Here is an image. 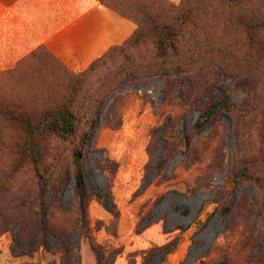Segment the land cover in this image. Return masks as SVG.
<instances>
[{
    "label": "rangeland",
    "instance_id": "rangeland-1",
    "mask_svg": "<svg viewBox=\"0 0 264 264\" xmlns=\"http://www.w3.org/2000/svg\"><path fill=\"white\" fill-rule=\"evenodd\" d=\"M121 1L130 6L147 7L152 2H155V6L162 4L161 0ZM168 1L179 4L183 0ZM199 2L201 17L207 10V18L203 22L209 28V33L201 31L197 34V48L195 53L191 52L194 54V67L184 72L182 77L185 84L187 82L195 88L215 78V82L222 84L230 94L235 109L231 113H224L220 119L200 131H195L193 125L199 113L188 108L184 102L161 104L165 81L158 76L137 79L108 101L100 118V126L92 139V147L96 150L85 153L88 158L85 180L93 191H110L119 211V216L115 217L95 200L89 205L95 238L108 250H122L115 264H144L145 251L178 235L182 236V240L165 264H199L201 260L213 263L224 257L229 264H248L247 259L257 255L264 245V189L253 180H242L236 185L233 181V172L260 151L261 143L257 136L260 130H264V124H259L261 114L256 112L249 117L241 110L248 107V102H244L242 96L244 90L252 92L250 103L264 96V61L260 62L263 66L261 73L246 83L248 79L237 72L250 62L254 65L253 60L245 61L216 51L206 53L204 48L207 42L214 45L224 38L220 41L227 44L232 42L233 37L223 32L227 26L226 15H222L218 0ZM134 23L136 30L138 24ZM193 43L185 35L181 37L179 49L190 50ZM35 50H39L45 61L40 64L37 62L38 57H30L29 54L9 70H0V92L8 97L31 99L38 86V81L30 86L27 84L30 76H33V69L46 68L53 62V56L65 63L45 45ZM154 54L155 49L150 40L139 46L128 47L123 54H113L112 62L108 60L98 66L89 79L93 81L95 75L102 76L107 67L112 64L117 66L124 61L125 55L135 60L142 57L151 60ZM169 116L182 117L189 130L191 146L186 155L178 152L166 164L164 172L156 175L151 172V168L156 165L162 151L158 149L152 160L147 148L152 141L153 128L161 125ZM85 117L91 119L92 113H86ZM237 122L238 126L235 125ZM236 131H239V141L243 143L239 157L235 150ZM4 135L9 139V133L5 132ZM250 139L255 142L254 149L249 147ZM61 146L63 165L69 160V153ZM13 162L14 157L9 151H0V215L8 218L14 215L10 206L11 198L22 194L29 178L27 172L12 175ZM112 162L116 163L114 170L110 168ZM260 171L255 169V174H262ZM154 175L155 178L151 180ZM161 195H164L162 201L156 204ZM204 201L209 202L202 208ZM59 204L65 209H73L72 183L66 186ZM223 206L228 210L227 216L222 211ZM98 220H102L104 225L99 227ZM176 226L185 228V232L175 230ZM201 227L203 229L194 235ZM12 243L11 231L0 234V264L61 263L59 253L38 248L35 243L24 242L17 252L12 250ZM80 253V264H96L87 241L81 243ZM158 262L159 257H156L149 264Z\"/></svg>",
    "mask_w": 264,
    "mask_h": 264
},
{
    "label": "trees",
    "instance_id": "trees-1",
    "mask_svg": "<svg viewBox=\"0 0 264 264\" xmlns=\"http://www.w3.org/2000/svg\"><path fill=\"white\" fill-rule=\"evenodd\" d=\"M161 2L158 6L152 2L144 7L125 5L121 0H99L102 6L115 10L122 17L138 24V28L122 45H113L79 72L71 70L53 56V62L46 68L33 69V76H30L27 84L30 86L38 81V86L31 99L8 97L0 92V151H9L14 157L12 175L19 172L29 174L22 194L11 198L10 206L14 215L10 218L0 215V234L12 232L14 252L24 242L35 243L38 248L59 253L60 264H80V246L87 241L96 264L116 263L122 250H108L95 238L89 205L95 200L115 217L119 216V211L110 191L101 193L88 187L85 180L88 158L85 153L96 150L92 147V139L100 126L103 109L127 84L143 77L164 78L161 104L175 105L184 102L188 108L196 110L199 116L193 125L195 131L220 119L224 113L234 111L231 96L222 84L215 82L214 71L213 82L207 81L198 88L187 82L185 84L182 77L184 72L194 67L195 59L192 56L197 48V34L201 31L209 33V28L203 22L207 18V10L204 11V17H201L199 0H183L179 4L168 0ZM218 4L222 15H226L227 26L223 28V32H228L233 40L227 44L220 41L224 38H220L214 45L207 42L205 52L216 51L245 61L253 60L254 65L250 62L237 72L239 76L248 79L246 83H249L263 70L260 62L264 61V0H218ZM185 35L195 42L190 50L179 49L181 37ZM148 40L155 49L151 60L144 57L135 60L130 55H125V60L117 66L112 64L102 76L95 75L96 79L93 81L89 79V75L98 66L104 65L108 60L113 61V54H123L126 48L139 46ZM38 52L39 50L32 51L30 57H38L37 62L42 64L45 58ZM220 73L217 74L218 77ZM242 96L244 102H248V107L241 112H246L249 117L259 112V124H264V96L252 103L251 91L244 90ZM88 112L92 113L91 119L85 117ZM177 117L169 116L152 130V141L147 148L152 160L158 149L162 151L156 165L151 168V172L156 175L164 172L166 164L178 152L186 155L190 149L189 130L182 117ZM238 124L237 122L235 125ZM5 132L10 134L9 139L5 137ZM235 137V150L239 157L243 150L239 131H236ZM257 138L261 143L259 154L256 153V156L246 160L233 172L235 185L247 179L264 189V130L259 131ZM248 144L250 149H254L255 142L250 139ZM61 145L69 153V160L63 165ZM180 146L184 148L179 149ZM115 166L114 162L110 164L112 170ZM255 169L261 170L262 174H255ZM108 182L110 185V180ZM68 183L73 185V209H65L59 204ZM163 197L164 195L159 196L156 204ZM208 202L204 201L202 208ZM222 211L227 216L226 206H223ZM97 225L100 227L104 223L98 220ZM205 226L206 223L203 224ZM174 229L181 233L186 230L181 226ZM202 229L199 228L194 235ZM181 240L182 236L178 235L145 251L144 264H149L156 257H159L158 264H165L168 256L177 250ZM247 263L264 264V245L257 255H251L247 259ZM199 264H229V261L224 257L213 263L201 260Z\"/></svg>",
    "mask_w": 264,
    "mask_h": 264
},
{
    "label": "crops",
    "instance_id": "crops-1",
    "mask_svg": "<svg viewBox=\"0 0 264 264\" xmlns=\"http://www.w3.org/2000/svg\"><path fill=\"white\" fill-rule=\"evenodd\" d=\"M135 28L98 0H0V70L45 45L79 71Z\"/></svg>",
    "mask_w": 264,
    "mask_h": 264
}]
</instances>
